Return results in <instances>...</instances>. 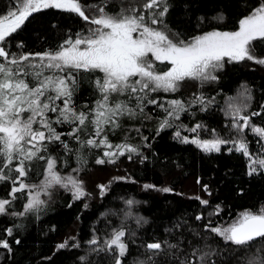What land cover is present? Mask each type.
I'll use <instances>...</instances> for the list:
<instances>
[{
	"label": "trees",
	"instance_id": "16d2710c",
	"mask_svg": "<svg viewBox=\"0 0 264 264\" xmlns=\"http://www.w3.org/2000/svg\"><path fill=\"white\" fill-rule=\"evenodd\" d=\"M123 1L81 0V3L91 19L100 7L108 14L118 13ZM262 2L264 0H167L168 12L163 23L178 38L188 41L213 30H237L240 19ZM16 3V0H0V15L14 9ZM220 16L222 20L218 19ZM91 27L90 21L78 14L44 9L34 13L8 39L6 50L17 56L53 52L70 36L87 35ZM253 52L256 57L264 58V41L255 42ZM34 62L38 63L39 58ZM75 75L77 86L72 102L77 111L94 107L101 98L95 81L102 78L103 73L79 71ZM216 76L215 81L183 86L175 92H148L147 99H154L157 104L145 101L142 111L136 108L134 100L130 102L128 106L135 109L134 113L118 117L119 127L105 126V132L113 146L127 143L139 151L118 156L115 163L97 164L98 158L108 160L103 157L107 149L81 148L80 142L68 135L75 125L53 123L71 151L59 142H46L47 151L41 150L44 160L26 161L28 175L24 182L29 185L41 182L45 178L46 159L54 157L56 170L82 181L87 195L74 199L71 191L60 188L54 192V197L45 199L39 210L23 216L13 215L24 210L29 189L12 199L9 195L12 181H0V199L12 200L11 205L6 206L7 211L0 214V240L6 239L10 246L9 249L0 247V264H115L118 255L115 249H99L104 247V241L113 230L121 227L126 230L124 239L128 244L122 264H248L254 258H264V240L238 247L210 231L211 227L229 224L245 211L255 212L264 207V170L249 175V157L237 152L232 143L222 145L219 152H205L196 144L182 142L185 136L205 140L244 139L251 156L264 158L261 137L251 128L238 132L227 114L229 104L241 107L247 104L249 107L243 109V114L259 112L260 115L251 117V122L264 127V66L247 61L226 62ZM200 96L205 102L210 101L206 108L194 102ZM113 97L128 99L126 95L113 94ZM172 100L182 101L185 110L178 113V119L168 118L171 127L160 130V123L166 118L165 109L170 110ZM56 103L63 106L60 100ZM28 115L25 113L22 118ZM48 115L54 121L57 113ZM196 125L201 127L192 132ZM177 131L181 133L179 138ZM91 134L89 128L81 133V139ZM100 185L108 186L103 196ZM145 185L155 187L145 188ZM163 188L172 191L163 192ZM130 199L134 201L132 205L126 203ZM202 200L209 203L202 204ZM197 216L202 218L197 220ZM205 225L210 227L206 229ZM7 229H12L11 236L6 234ZM94 236L99 237L98 245L89 244ZM64 241H68V246L59 248ZM156 241L167 243L159 252L146 248L148 243ZM73 244L79 246L73 247ZM205 253L208 255L204 256ZM201 256H204L203 261ZM257 264H260L259 259Z\"/></svg>",
	"mask_w": 264,
	"mask_h": 264
},
{
	"label": "snow or ice",
	"instance_id": "6c2138e0",
	"mask_svg": "<svg viewBox=\"0 0 264 264\" xmlns=\"http://www.w3.org/2000/svg\"><path fill=\"white\" fill-rule=\"evenodd\" d=\"M143 7L151 10L147 22L144 13H137L135 9H132L133 14H124L122 10L120 14L109 15L103 7L98 9L99 15L90 19V16L85 14V6L81 0H17L14 9L0 15V58H3V62H0V181H12L13 187L9 194L12 199H16L17 193L31 189L24 210L13 215L23 216L27 212L39 210L45 203L40 199V191L47 193L53 185L68 189L73 193L74 199L87 195L82 181L71 175H60L56 170L57 161L54 157L46 159L45 179L40 185L24 182L28 175L26 161H32L34 158L44 160L41 150L47 151L46 142H59L66 150L71 151L68 144L61 139L63 134L56 131L53 123L75 125L68 135L79 141L81 148L107 149L103 152V157L108 160L98 158L97 164L115 163L116 157L123 156L126 152L139 151L136 146L127 143L113 146L105 132V126L119 127L118 117L134 113L135 109L128 106L133 100L136 102V108L142 111L145 101L157 104L156 100L147 99L148 92H175L186 79L215 81L218 77L214 73L222 69L226 61L247 59L264 64V58L252 55L254 43L264 41V2L240 19L238 30H213L197 35L187 42L179 39L174 41L166 31L151 26L163 23L162 18L168 12L167 0H148ZM44 9H61L78 14L97 27L88 29L87 35L78 33L75 38L70 36L53 52L26 53L19 56L10 54L6 50L8 39L17 33L34 13ZM218 19L222 20L223 17ZM149 56L153 59L150 60ZM37 57L38 63L34 62ZM156 61H166L170 66L166 71H157ZM79 71L103 73V77L95 81L101 98L95 102L94 107L81 111H77L72 102L77 86L75 72ZM113 94L126 95L128 99L116 100ZM248 99H251L250 93ZM58 100L62 101V107L57 105ZM194 102L204 105L205 108L207 103H210L205 102L202 96L196 97ZM169 105L170 110L165 109L166 118L160 123V130L171 127L168 118L178 119V113L185 110L180 100H172ZM248 107L247 104L242 107L228 105L227 114L232 117V127L238 132L251 128L253 133L264 139V127L255 126L251 122V117L260 113L243 114V109ZM50 112L57 113L54 121L48 115ZM25 113L29 114L26 119L22 118ZM200 127L201 125H196L191 131L196 132ZM89 128L92 134L82 140L81 133H86ZM176 136L179 138L181 133L177 131ZM182 142L196 144L205 152H219L221 145L232 143L237 152L249 157V175L264 170V158L252 159L244 139L230 141L217 137L200 140L197 137L189 139L185 136ZM128 158L131 159V156ZM14 161L17 163L13 166ZM13 173L16 175L13 176ZM154 187L155 185H145V188ZM99 188L101 196L108 191L107 185H100ZM161 191L170 192L172 189L163 188ZM11 203L10 199H0V214H4L7 211L6 206ZM126 203L132 205L134 201L130 199ZM201 203L207 205L209 201L202 200ZM84 207L87 208V204ZM201 218L196 217L197 220ZM209 227L205 225L206 229ZM210 231L238 247H247L257 240H264V207L255 212L245 211L230 225L211 227ZM6 234L11 236L12 229H7ZM126 234L122 227L114 229L110 238L104 241V247L99 249H115L118 252L115 264H122L121 258L128 251V244L124 239ZM16 243H19V240ZM99 243V237L96 236L89 241L91 245ZM166 243L151 242L146 248L159 252ZM66 246L68 241L58 245L59 248ZM0 247L9 249L10 246L5 239L0 240ZM207 255L208 253L204 254ZM204 256L200 257L201 261ZM257 259L260 264H264V258H254L248 264H257Z\"/></svg>",
	"mask_w": 264,
	"mask_h": 264
},
{
	"label": "rangeland",
	"instance_id": "374dc122",
	"mask_svg": "<svg viewBox=\"0 0 264 264\" xmlns=\"http://www.w3.org/2000/svg\"><path fill=\"white\" fill-rule=\"evenodd\" d=\"M16 2H17V0H16ZM145 3H147V2H145ZM145 3H143V2H141V0H124L123 2H122V4H121V9H120V11L118 12V13H116V14H113V15H117V14H120L121 13V11L123 10L124 11V14H133L132 13V9H135L136 10V12L137 13H139V12H143L144 13V15H145V17H146V22H147V17H148V15H149V12L151 11V10H149V9H145L144 7H143V5L145 4ZM94 11V10H93ZM158 11V10H157ZM97 15H99V12H98V10H96V14L95 15H93L92 17H95V16H97ZM109 15H112V14H109ZM162 20H163V18H162ZM152 27H154V28H157V29H161V30H164V31H166L167 32V34L169 35V37L170 38H172L174 41L176 40V39H179V40H181L180 38H178L172 31H170L165 25H164V23H162V24H156V25H151ZM95 27H97V26H95V25H92V27L91 28H95ZM238 30V29H237ZM191 40V39H190ZM190 40H188V41H190ZM185 42H187V41H185ZM252 55L254 56V57H256L255 56V54H254V52L252 51ZM258 58V57H257ZM261 58V57H260ZM149 59L151 60V59H153L151 56H149ZM243 61H247V62H251V63H255V64H260V63H257L256 62V60H247V59H245V60H243ZM226 62H228V61H226ZM225 62V63H226ZM224 63V64H225ZM155 64H156V70L157 71H166L167 69H168V67L170 66L169 64H168V62H160V61H156L155 62ZM262 66H264V64H261ZM219 71V70H218ZM218 71H216L214 74L216 75V73L218 72ZM208 82H211V81H201V80H193V79H186L185 81H183V82H181L180 83V86H179V89L180 88H182L183 86H192V85H196V86H199V85H201L202 83H208ZM159 91H163V90H159ZM198 138V137H197ZM200 139V138H199ZM200 140H205V139H200ZM208 140V139H207ZM261 140H262V142L264 143V139H262L261 138ZM222 146V145H221ZM263 152H264V145H263ZM256 158H259V157H256ZM255 157H253L252 156V159H256ZM60 175L62 176V177H66V175H63V174H61L60 173ZM45 179V178H44ZM43 179V180H44ZM78 179V178H77ZM42 180V181H43ZM41 181V182H42ZM41 182H39V183H37V184H35V185H40L41 184ZM60 188H63V187H61V186H59V185H53L52 187H50L48 190H47V193H45L44 191H40V199L41 200H43V201H45V199L46 200H48V199H50L51 197H54L55 195H54V192H56V190L57 189H60ZM63 189H66V188H63ZM68 190V189H67ZM29 191H31V189H29ZM242 214V213H241ZM240 214V215H241ZM240 217V216H239ZM239 217H237L234 221H236ZM234 221H232V222H230L229 224H227V225H223V226H219V227H226V226H228V225H230L231 223H233Z\"/></svg>",
	"mask_w": 264,
	"mask_h": 264
}]
</instances>
